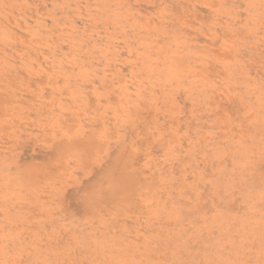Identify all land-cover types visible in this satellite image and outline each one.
<instances>
[{"label": "rangeland", "instance_id": "1", "mask_svg": "<svg viewBox=\"0 0 264 264\" xmlns=\"http://www.w3.org/2000/svg\"><path fill=\"white\" fill-rule=\"evenodd\" d=\"M0 264H264V0H0Z\"/></svg>", "mask_w": 264, "mask_h": 264}]
</instances>
